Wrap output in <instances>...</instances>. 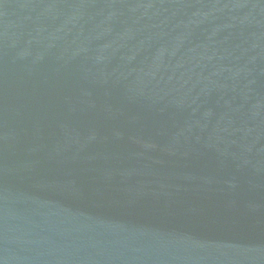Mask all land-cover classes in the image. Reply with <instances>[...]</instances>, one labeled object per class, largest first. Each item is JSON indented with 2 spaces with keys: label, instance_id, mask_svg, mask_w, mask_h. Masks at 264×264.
I'll return each mask as SVG.
<instances>
[{
  "label": "water",
  "instance_id": "1",
  "mask_svg": "<svg viewBox=\"0 0 264 264\" xmlns=\"http://www.w3.org/2000/svg\"><path fill=\"white\" fill-rule=\"evenodd\" d=\"M0 264H264V0H0Z\"/></svg>",
  "mask_w": 264,
  "mask_h": 264
}]
</instances>
